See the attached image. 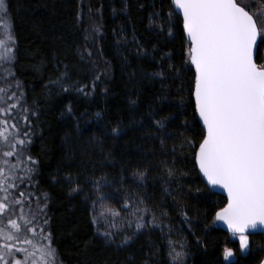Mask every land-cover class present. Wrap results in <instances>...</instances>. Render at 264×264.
<instances>
[{
    "label": "trees",
    "instance_id": "obj_1",
    "mask_svg": "<svg viewBox=\"0 0 264 264\" xmlns=\"http://www.w3.org/2000/svg\"><path fill=\"white\" fill-rule=\"evenodd\" d=\"M6 3L11 71L23 93L18 113L21 107L36 112L30 123L18 119L29 132L26 155L36 161L32 194L46 199L47 231L59 261L177 264L169 254L174 249L172 255L184 254V264H259L264 235H248L244 252L237 237L216 225L215 212L226 198L208 188L191 147L181 144L185 137L195 143L200 127L188 92L178 94L189 80V68L182 66V19L172 17L174 36L149 27L148 20L153 11L169 18L167 0H127L125 11L122 0ZM253 3L264 12V0ZM153 19L163 27V19ZM170 64L181 71L170 73ZM64 71L63 87L50 83ZM154 72L163 75L149 79ZM96 75L102 79L93 87ZM150 107L155 120L175 118L157 128ZM137 223L145 227L137 230ZM106 230L116 234L113 245L98 234ZM224 247L234 250L233 259H223Z\"/></svg>",
    "mask_w": 264,
    "mask_h": 264
},
{
    "label": "snow or ice",
    "instance_id": "obj_2",
    "mask_svg": "<svg viewBox=\"0 0 264 264\" xmlns=\"http://www.w3.org/2000/svg\"><path fill=\"white\" fill-rule=\"evenodd\" d=\"M167 2L169 18L163 19L155 11L150 12L149 27L159 28L161 33L163 28H167L168 35L174 36L172 17L182 16V66H188L189 80L186 85L181 82L178 94L188 92L192 119L200 125L194 133L199 139L193 143L185 137L181 144L191 147L195 166L207 185L222 189L227 194V203L215 212V220L222 221L228 232L238 237L239 248L243 251L249 245L247 231L256 229L258 225L264 227V12L260 16L254 14L251 0ZM128 6L127 0H122L120 11H125ZM0 14L7 15L6 0H0ZM153 17L163 19V27ZM77 19H80L79 14ZM94 30L98 33L99 27ZM88 55L91 56V53ZM0 61H9L7 49L0 53ZM180 71L175 65H169L170 73ZM67 75V71H64L50 83L63 87V78ZM162 75L154 72L148 78ZM101 79L100 75H96L93 87ZM0 80L7 86L0 87V117H3L0 119V264H37V252L40 253L41 264H61L52 244L54 238L50 232L46 233L49 221L46 215L42 216L44 208L37 202L34 210L27 202L31 193L20 190V184L24 181L16 183L19 179L16 175L17 166L8 160L15 156L23 162L22 158L30 142L27 139L29 132L22 131L19 123L9 125V121L22 116L30 123L31 116H36V112L21 107V111L16 113L17 103L9 101H19L23 95L22 92L17 95L19 84L9 95L12 81L3 74H0ZM78 91L84 92L85 88L80 87ZM130 103L135 105L137 102L131 100ZM25 112L29 115H23ZM148 115L157 128L165 127L164 120L175 118L172 116L155 120V112L151 107ZM9 126L17 131H8ZM184 126L186 131L190 130L187 122ZM112 132L118 134V129L113 128ZM21 134L24 138L17 139ZM31 163L34 165L36 161ZM22 171L31 181L35 168L25 167ZM143 175L138 173L140 178ZM169 175H173V172L169 171ZM99 184L100 180H97L96 186L99 187ZM44 206H47L46 199ZM143 227L145 225L140 223L136 225L137 230ZM37 228L48 241L39 248L35 241ZM101 235L106 241L116 243L115 233L106 230ZM133 235L125 236L121 243L128 244ZM174 251L172 249L169 253L171 259L177 264H184V254L172 255ZM222 255L227 261L234 256V250L224 247ZM142 264H148L147 260Z\"/></svg>",
    "mask_w": 264,
    "mask_h": 264
},
{
    "label": "rangeland",
    "instance_id": "obj_3",
    "mask_svg": "<svg viewBox=\"0 0 264 264\" xmlns=\"http://www.w3.org/2000/svg\"><path fill=\"white\" fill-rule=\"evenodd\" d=\"M245 2H248V0H245ZM252 12L258 16L261 15L262 8L261 6H259L258 3H253L252 4ZM13 45H14V40H13V36L11 33V27H10V20L8 18V15H2L0 14V53H4L5 50H8V55H9V61H0V74H3L4 76H6L9 80L12 81L11 86L9 87V91L8 94L11 95L12 94V90L16 89L17 84H19L13 77L12 75V71H11V60L13 57ZM0 87H7L2 80H0ZM19 91H20V85H19V89L17 91V95H19ZM9 103H17V109L15 110L16 113H18V109H19V101L16 100H12L9 101ZM20 116L17 117L16 120L13 121H9V125H11L12 123H19L20 126L22 127V123L18 120ZM3 117H0V119H2ZM8 131L15 133L17 131V129H13L9 126ZM23 135L21 134L20 136H17V139H23ZM27 139L29 140V138L27 137ZM2 155V154H0ZM9 163L12 165H16V175L17 177H19V179L16 180L17 184H20V181L23 180L24 183L20 184V190L24 191L26 193H31L30 196L27 197V202H29L32 206V208L35 210L37 207V202H40L39 206L41 208H44V202H43V198L44 197H40L38 195H34L32 194V185H31V181H29L25 175L24 172L22 171V169H24L25 167H32V163L31 161H33L32 159L29 160L28 155H24V157L22 158L23 162H21L20 160H18L15 156L8 158ZM0 164H2V161H0ZM0 195H2V193H0ZM18 197V193L16 194ZM20 209H17V213L19 214ZM25 211H27V208H25ZM45 215V211L44 214H42V216ZM47 218V217H46ZM42 223V220H41ZM49 232L47 231L46 228V233ZM101 233L103 232H99L98 234L100 235L101 239L105 242L106 245H113V243H110L108 241L105 240V238L101 235ZM31 236V234H29ZM238 239V237H237ZM35 241L37 243V247L39 248L41 245L43 244H47L48 241L45 240L43 238V236L40 235V229L37 228L36 230V236H35ZM247 249L243 250L244 252ZM22 258V257H20ZM233 259V257L229 258V260ZM36 261L37 264H41V256L40 253L37 252L36 253ZM62 264V263H61Z\"/></svg>",
    "mask_w": 264,
    "mask_h": 264
},
{
    "label": "water",
    "instance_id": "obj_4",
    "mask_svg": "<svg viewBox=\"0 0 264 264\" xmlns=\"http://www.w3.org/2000/svg\"><path fill=\"white\" fill-rule=\"evenodd\" d=\"M180 17H181V19H182V16H180ZM193 70H194V69H193ZM196 168H197V171H198V174H199V169H198V167H196ZM199 176H200V178L203 180V182L207 185V181L204 180V178L202 177V175L199 174ZM207 186H208V188H209L211 191H213V192H215V193H217V194H220V195L224 196V197L226 198V203H227V194H226L225 192H223L222 189H215V188H213L211 185H207ZM225 205H226V204H225ZM219 210H220V209H219ZM219 210H218V211H219ZM215 221H216V225H217L220 229H222L223 231L229 233V232H228V229H227V226H226L222 221H217V220H215ZM256 233H259V234L264 235V227L258 225L256 229H249V230L247 231L246 235L256 234ZM230 234H231V233H230ZM259 264H264V258L261 260V262H260Z\"/></svg>",
    "mask_w": 264,
    "mask_h": 264
}]
</instances>
